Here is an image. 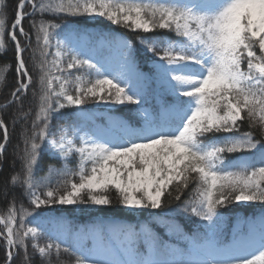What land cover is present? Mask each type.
<instances>
[{
	"label": "snow or ice",
	"instance_id": "snow-or-ice-1",
	"mask_svg": "<svg viewBox=\"0 0 264 264\" xmlns=\"http://www.w3.org/2000/svg\"><path fill=\"white\" fill-rule=\"evenodd\" d=\"M4 5L0 55L11 46L16 74L4 105L14 114L0 115V170L12 146L4 264H264V208L231 228L222 211L264 205V0H18L10 30ZM100 19L134 36L80 26ZM12 70L0 68L3 87ZM120 107L128 118L112 114ZM113 191L149 218L74 229L62 215L111 206ZM178 215L195 219L191 231Z\"/></svg>",
	"mask_w": 264,
	"mask_h": 264
},
{
	"label": "trees",
	"instance_id": "trees-1",
	"mask_svg": "<svg viewBox=\"0 0 264 264\" xmlns=\"http://www.w3.org/2000/svg\"><path fill=\"white\" fill-rule=\"evenodd\" d=\"M18 0H5V5L3 6L5 9V15L7 18V27L10 30V26L13 22L14 19V11H15V6L17 4ZM30 10V9H28ZM31 19V18H29ZM24 26L25 29L28 30L29 28V20H25L24 21ZM80 26L81 27H93L95 29H99V30H108L111 32H118L120 34H122L124 37L127 38H132L134 36V33H132L131 31H126L124 28L122 27H116V26H110L107 24L106 21L100 19V20H95V21H81L80 22ZM6 43H7V38H5ZM33 47H36V41L35 38H33ZM27 58H29V67L31 69L32 67V60H31V52L26 53L25 54ZM37 56H38V52H37ZM50 58V57H49ZM137 59L141 61V69L144 71H148V69L146 67L143 66L142 64V57L137 54ZM6 63H12L13 64V70L9 71L7 73V86L3 87L2 85L4 84L3 81H0V115H3L5 119H9L13 113V110L15 108V106H10L8 108H5L4 105L6 104V102L8 101V99L10 98V92L12 91V89L15 86V81H16V74L14 71V59H13V52L11 50V46H9V51L4 54V55H0V68H3V66ZM153 87H155V85H153ZM169 99L170 98H166ZM152 103H155V100H152ZM37 106V102L35 100H33L32 97V90H29V94L28 97L25 99L24 101V111L25 112H31V115L28 117V122L30 124L31 119L34 118L35 115V109ZM117 113L123 114L126 117H129V109L125 108V107H120L119 109L116 110ZM21 123H23V121H21ZM11 127V126H10ZM243 131H247L248 130V126H247V122H245V124L243 125L242 128ZM19 132V124L17 125V133ZM16 143V136L13 137V144ZM6 157L7 159H4L3 162V168L2 170H0V185L3 184V181L5 179V177L7 176V174L10 172V165L12 164V146L10 145L7 152H6ZM230 159H233L234 156L229 157ZM3 159V158H0ZM257 167H259L260 165L257 163L256 165ZM20 165L19 162L16 163V168L19 169ZM43 174V173H40ZM60 179V178H54L53 180V185H55L56 181ZM76 182H78V177L75 178ZM193 187H195V185H193ZM177 193L175 191V186H173V192L172 195L175 196ZM192 194V189L189 188L186 190L183 198L184 199H188L189 195ZM112 199H113V204L111 206H95V207H91V208H82V207H78V208H74L72 206H67V211H64L62 214L72 217L74 219V221L77 220H92L94 218H105V217H113V218H119V219H126L129 220L131 222H133L134 224L137 222H142L146 219L149 218V212L147 210L144 211H131L129 209L123 208L122 206H120L117 202L116 199V195L115 192L113 191L111 194ZM10 200L11 197H8L7 199L3 198L2 196H0V215L1 216H6L7 215V209L10 205ZM21 206V202H17V207L19 208ZM23 206L25 208H29V205L27 204L26 201L23 202ZM264 208V205H261L259 203H254V204H250L247 206H241V207H236L233 206L229 209L226 210H222L225 212L226 218L228 220V224L229 222H231L236 216L240 215L241 213L247 214V213H253L255 211H258L259 209ZM30 210V208H29ZM175 220L180 223L184 229H188L189 227H191L192 225L195 224V219L194 218H186L183 215H178L175 217ZM34 223H36V221H34ZM157 231L163 232V229H157ZM172 239L175 240V238L173 237ZM71 239H69V242L71 243ZM48 242V238L47 236H41V238L39 239V243L40 244H46ZM31 243V242H30ZM29 251L31 252V248H29ZM5 255V251L3 247H0V264L3 263V256ZM61 260L63 261V264H74V260L75 257H71L68 255H62Z\"/></svg>",
	"mask_w": 264,
	"mask_h": 264
},
{
	"label": "rangeland",
	"instance_id": "rangeland-1",
	"mask_svg": "<svg viewBox=\"0 0 264 264\" xmlns=\"http://www.w3.org/2000/svg\"><path fill=\"white\" fill-rule=\"evenodd\" d=\"M102 55H104V56H108L109 53H108L107 51H104V52L102 53ZM111 55H112V56H115L116 53L113 52V53H111ZM51 59H52V58H51ZM96 113H97V114H104V115H107V112H105L104 107H103L102 105L97 106ZM95 123H96L97 125H101L100 123H98V122H96V121H95ZM103 124L106 125V124H107V120H106V122L103 123ZM104 125H103V126H104ZM101 126H102V125H101ZM56 231H57V233L60 232L59 227L56 228ZM90 245H91V241L88 240V246H90Z\"/></svg>",
	"mask_w": 264,
	"mask_h": 264
}]
</instances>
